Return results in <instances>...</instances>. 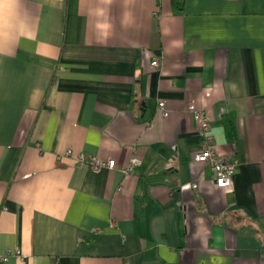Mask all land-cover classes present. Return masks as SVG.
<instances>
[{
  "label": "crops",
  "instance_id": "0c3cea01",
  "mask_svg": "<svg viewBox=\"0 0 264 264\" xmlns=\"http://www.w3.org/2000/svg\"><path fill=\"white\" fill-rule=\"evenodd\" d=\"M175 1L0 0V264H264V0Z\"/></svg>",
  "mask_w": 264,
  "mask_h": 264
},
{
  "label": "built area",
  "instance_id": "2783aa9c",
  "mask_svg": "<svg viewBox=\"0 0 264 264\" xmlns=\"http://www.w3.org/2000/svg\"><path fill=\"white\" fill-rule=\"evenodd\" d=\"M153 64L157 65V60H153ZM187 108L194 114L199 122V129L204 138L203 147L194 152V158L202 161L212 172L215 184L220 188H225L233 183L236 172V159L234 156H229L218 152L209 140L212 138L210 128V118L200 108H197L193 101L187 104ZM157 111L162 115H168V107L164 101H159L157 104ZM69 152V150H68ZM94 170H101L103 167L115 168L117 165L114 159H103L97 156H91L88 161ZM139 163V158L132 156L126 165L119 166L118 168L124 173H135V167Z\"/></svg>",
  "mask_w": 264,
  "mask_h": 264
},
{
  "label": "trees",
  "instance_id": "16d2710c",
  "mask_svg": "<svg viewBox=\"0 0 264 264\" xmlns=\"http://www.w3.org/2000/svg\"><path fill=\"white\" fill-rule=\"evenodd\" d=\"M177 2V5L181 4L183 2V0H180V1H175Z\"/></svg>",
  "mask_w": 264,
  "mask_h": 264
},
{
  "label": "rangeland",
  "instance_id": "374dc122",
  "mask_svg": "<svg viewBox=\"0 0 264 264\" xmlns=\"http://www.w3.org/2000/svg\"><path fill=\"white\" fill-rule=\"evenodd\" d=\"M94 156V155H93ZM95 156H97V157H99L98 155H95ZM101 158V157H100Z\"/></svg>",
  "mask_w": 264,
  "mask_h": 264
}]
</instances>
